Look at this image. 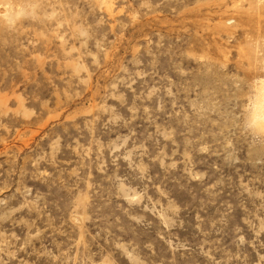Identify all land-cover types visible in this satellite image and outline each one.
<instances>
[{"label": "rangeland", "instance_id": "1", "mask_svg": "<svg viewBox=\"0 0 264 264\" xmlns=\"http://www.w3.org/2000/svg\"><path fill=\"white\" fill-rule=\"evenodd\" d=\"M263 89L264 0H0V264H264Z\"/></svg>", "mask_w": 264, "mask_h": 264}, {"label": "bare ground", "instance_id": "2", "mask_svg": "<svg viewBox=\"0 0 264 264\" xmlns=\"http://www.w3.org/2000/svg\"><path fill=\"white\" fill-rule=\"evenodd\" d=\"M253 118H255V121L260 124V127L264 126V89L262 90L260 100L257 103L255 117Z\"/></svg>", "mask_w": 264, "mask_h": 264}, {"label": "clouds", "instance_id": "3", "mask_svg": "<svg viewBox=\"0 0 264 264\" xmlns=\"http://www.w3.org/2000/svg\"><path fill=\"white\" fill-rule=\"evenodd\" d=\"M259 130H260L261 132H264V126L260 127Z\"/></svg>", "mask_w": 264, "mask_h": 264}]
</instances>
